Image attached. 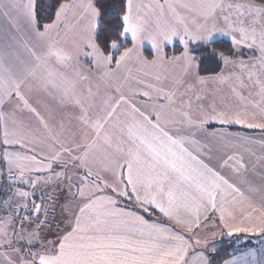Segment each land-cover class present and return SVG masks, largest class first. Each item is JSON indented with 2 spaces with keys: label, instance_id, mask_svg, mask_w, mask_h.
Masks as SVG:
<instances>
[{
  "label": "snow or ice",
  "instance_id": "1",
  "mask_svg": "<svg viewBox=\"0 0 264 264\" xmlns=\"http://www.w3.org/2000/svg\"><path fill=\"white\" fill-rule=\"evenodd\" d=\"M108 15L0 0V264H212L209 233L264 243V0Z\"/></svg>",
  "mask_w": 264,
  "mask_h": 264
},
{
  "label": "trees",
  "instance_id": "2",
  "mask_svg": "<svg viewBox=\"0 0 264 264\" xmlns=\"http://www.w3.org/2000/svg\"><path fill=\"white\" fill-rule=\"evenodd\" d=\"M39 2L41 4H47L49 3V0H39ZM97 2L102 7L103 11L109 13V15L105 16L104 18L105 23L106 24L114 23L115 19L119 15L120 0H97ZM106 31H110V30L106 29ZM241 237L253 238L250 236L238 235L232 240L222 241L221 243H219L215 253L210 257V261H212V264H221L223 261L227 260L236 253L255 246L254 243H250V242H246L241 246H239L236 241Z\"/></svg>",
  "mask_w": 264,
  "mask_h": 264
},
{
  "label": "rangeland",
  "instance_id": "3",
  "mask_svg": "<svg viewBox=\"0 0 264 264\" xmlns=\"http://www.w3.org/2000/svg\"><path fill=\"white\" fill-rule=\"evenodd\" d=\"M171 51V49H169V52ZM145 54H148L147 52L145 53ZM259 171H261V170H258L257 172H259ZM250 175V179H252L255 183H257V184H259L260 183V177H259V175H252L251 173L249 174ZM226 237V235H224V236H217V237H215L214 239L211 237V234H208V241H209V243H208V250H207V253L208 254H212L213 253V251H211L210 249L213 247V246H215L216 244V241H219L220 239H223V238H225ZM262 240V238H261V236H253V238H246V237H241L240 239H238L236 242H237V244L239 245V246H241L242 244H244V243H246V242H250V243H254V244H257L258 243V241H261ZM262 247H264V244H262L261 245V247L258 249V250H256V249H254L255 251H256V253L259 255V258H260V254H261V249H262ZM216 249V248H215ZM200 250H205V249H200Z\"/></svg>",
  "mask_w": 264,
  "mask_h": 264
},
{
  "label": "crops",
  "instance_id": "4",
  "mask_svg": "<svg viewBox=\"0 0 264 264\" xmlns=\"http://www.w3.org/2000/svg\"><path fill=\"white\" fill-rule=\"evenodd\" d=\"M34 103H35V101H33ZM254 134H256V135H258V132H256V133H254ZM258 170H260L259 168H257V171ZM154 217H150V219H153ZM164 223H168V221H163ZM210 234V233H209ZM226 235V237L225 238H223V239H220L219 241H216V245L214 246L216 249H217V247H218V245H219V243H221L222 241H226V240H232L233 238H235V237H237L238 235H234V236H232V237H228L227 236V234H225ZM239 235H244V236H250V237H253V236H251V235H247V234H244V233H241V234H239ZM262 244H264V243H262L261 241H258V243L257 244H255V246L254 247H252V248H247V249H245V250H243V251H241V252H238V253H236L235 255H233V256H231L230 258H228L227 260H225V261H228V260H231L234 256H239V255H241L243 252H246V251H248V250H254V249H256V250H258L260 247H261V245ZM216 251V250H215ZM215 252H213L212 254H208L207 253V255H208V257H209V259H210V257L214 254ZM257 258L259 259V255L257 254ZM225 261H223L221 264H225Z\"/></svg>",
  "mask_w": 264,
  "mask_h": 264
},
{
  "label": "built area",
  "instance_id": "5",
  "mask_svg": "<svg viewBox=\"0 0 264 264\" xmlns=\"http://www.w3.org/2000/svg\"><path fill=\"white\" fill-rule=\"evenodd\" d=\"M7 195V193L3 190H0V198H4Z\"/></svg>",
  "mask_w": 264,
  "mask_h": 264
}]
</instances>
